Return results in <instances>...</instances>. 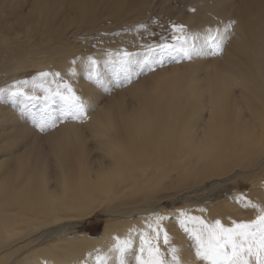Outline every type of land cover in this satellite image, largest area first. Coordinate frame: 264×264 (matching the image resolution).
Returning <instances> with one entry per match:
<instances>
[{"label":"bare ground","instance_id":"1","mask_svg":"<svg viewBox=\"0 0 264 264\" xmlns=\"http://www.w3.org/2000/svg\"><path fill=\"white\" fill-rule=\"evenodd\" d=\"M161 4L0 0V88L27 79V67L36 70L34 75L60 72L80 88L89 106L84 123H60L42 134L7 103L23 97L0 93V264H97V256H106L107 264H138L139 233L153 212L165 216L162 228L170 236V245L161 239L162 251L170 258L168 249L175 246L183 264H202L194 241L179 226L180 211L232 227L233 221H251L257 215L235 197L243 194L264 205V0L182 3L196 10L186 20L190 31L236 21L221 55L223 63L220 56L209 60L205 74L186 73L188 66H198V58L158 71L131 90L129 104L119 90L103 101L105 93L84 80L87 57L109 66L114 58L115 51L104 56L105 46L110 47L104 41L106 27L97 31L103 33L98 36L103 41H97L101 52L91 55L85 50L83 39L96 33L92 31L100 20L128 24L131 14L145 19L142 15L152 5ZM34 38L42 42L37 44L42 56L25 61L20 56ZM134 58L143 59L136 54ZM48 109L50 116L60 115L59 105ZM168 188L187 189L176 195ZM215 190L223 198H209L194 209L164 204L184 193ZM97 212L107 216L97 236L67 234ZM129 235L132 244L123 257L111 251L116 237Z\"/></svg>","mask_w":264,"mask_h":264},{"label":"snow or ice","instance_id":"2","mask_svg":"<svg viewBox=\"0 0 264 264\" xmlns=\"http://www.w3.org/2000/svg\"><path fill=\"white\" fill-rule=\"evenodd\" d=\"M191 11L194 12L195 9ZM235 25V20H229L220 26L190 31L185 24L172 23L173 34L170 39L163 38L160 43L147 45L142 60L135 61L133 54L125 50L109 59L108 63L112 64L119 73H123L121 86L131 85L141 76L163 68L166 63H180L200 57L223 55L234 34ZM147 27L146 24L138 25L139 29ZM86 59L88 78L95 79L96 83L107 87L100 77L99 62L94 57ZM75 63L76 61L73 60V64ZM0 93L23 97L29 102H41L45 110L53 105H59L58 117L42 115L38 119L33 118L32 123L40 132L51 131L60 123L68 121L84 123L88 118L89 106L60 72L40 71L30 79L16 80L0 88ZM234 199L243 207L256 210L255 219L239 223L233 221L232 227H226L219 219L214 223H208L187 211L178 213L179 226L194 241L195 256L202 264H264V205L253 202L243 194ZM164 219V215L156 212L145 217V230L139 233L141 247L138 264H183L178 248L169 247L170 258L161 249V239L165 245H170V236L167 230L162 228ZM131 244L130 235L124 239L116 237L111 251L123 257ZM97 264H107V257L97 256Z\"/></svg>","mask_w":264,"mask_h":264},{"label":"rangeland","instance_id":"3","mask_svg":"<svg viewBox=\"0 0 264 264\" xmlns=\"http://www.w3.org/2000/svg\"><path fill=\"white\" fill-rule=\"evenodd\" d=\"M186 1L187 0H162V4L158 8H153L154 5H152L151 8L153 9L150 10L151 8H149L142 15V17L145 16V19H136V17L133 16L134 13L131 14L130 17H128V19H130V23L128 24L126 22H123L122 24H120V22L115 21L116 20L115 18H108V19L104 18L103 20H100L98 22L97 27H96L97 29L92 31L96 33L90 34V36L89 37L87 36V38L84 37L83 40H85L84 43L86 44L85 50L88 49V53L91 55L97 52L98 53L101 52V50L97 48L98 47L97 41H103L102 38L98 37L99 34L102 35L103 33H97V31H100L101 29H103V27H106V32L104 33V36H105L104 41H106L110 47L107 49V45L105 43L106 45L105 46L106 53L104 55L105 58L110 55L111 51H115V54H114V57H115L125 50L129 53H133V57L136 54V55H141L144 58L146 54L147 45L153 44V43H160L163 38L170 39V37L173 34L172 28H171L172 23L185 24L187 28L189 29V24H188L189 22L186 20H188L190 16L196 15V10L193 12L191 11V9H188L185 6H183L182 3H185ZM99 10L101 12V8H99ZM140 24H146L148 25V27L146 29H139L138 25ZM17 29H19L18 26H17ZM20 34L22 36L25 35L24 32ZM17 37H20V36L18 35ZM41 43L42 42L36 38L32 39L30 41V44H25L24 46L25 48L23 47L24 53L20 57L25 58L26 59L25 61H29V60L36 59L42 56L40 54V49H38L37 47V44H41ZM130 47L132 49H130ZM26 48L32 49V51H30V53L29 51L26 52ZM213 58H216V57L198 58L199 59L198 66H196V68L194 69L192 68L193 65L188 66L189 69L187 70L186 73H188V76L190 77L196 72H200V73L204 72L205 74L207 72V62L209 60H213ZM134 59H136L135 61L138 62L140 61L139 59L141 58H134ZM222 60L223 58L220 56V58L218 59L219 63H223ZM98 62H99L98 66H100V64H102V61H98ZM192 62L193 61L185 60L180 63H174V62L166 63L163 68H158L152 73H148L144 76H141L138 80L134 81L131 85H125V86H121L122 81L124 79L123 73H119L117 69L111 68L110 66L112 65L109 66V64H104V65L102 64L104 69L102 70L103 73L100 72V74L103 75L104 73L107 74L110 72L109 75L108 74L107 75L104 74L103 76L101 75L102 80H104L107 87H105L102 84L96 83L95 79L90 80L89 78L85 77L84 80L89 81L92 84V88L96 89L99 93L101 92L105 93L103 97V101H106L108 97H110L117 90H119L120 92L124 93L126 101L129 104V102H131L134 97L131 90L134 88L136 89L139 85H141L140 82H143L145 78L155 74L158 71H161L164 69L170 70L174 66L188 65L189 63H192ZM25 70H27V72L26 73L24 72L23 74H24V77L27 79H30L36 73L35 72L36 70L32 69V67H27ZM111 70L113 71V74H111L112 73ZM23 74H20V76H22ZM62 76L66 80L69 81V79H67L68 77L64 75ZM73 87L79 95L82 94L78 86L76 87L75 85H73ZM109 89H110V94H109ZM236 90H238V86H236ZM0 100L4 102V97L2 98L0 96ZM7 103L9 104V107L17 110V112L19 113V116L29 125H31L35 131H37L38 129L32 123L33 118L35 117L38 119L42 115L43 116L51 115L50 109L45 110V107L44 108H42L43 106L41 107V105H43V103L41 102L33 103L29 101H24L22 99L20 100H16V99L10 100L9 99V102L7 101ZM32 104H34L35 106ZM48 111H49V114H48ZM56 116L58 117L59 115H55V117ZM69 122H74V121H69ZM76 123H79V122H76ZM41 133L44 134L43 132ZM89 145L92 146V142L90 140H89ZM42 147L48 149V144H42ZM50 153L51 152H48L49 155ZM51 158L52 156H50L49 159ZM167 185L169 186V184ZM186 189L187 188H185V190ZM168 190L176 195L182 194L185 191L183 190L179 192L178 189H175V188H168ZM201 192L202 191H199L198 193H184L183 195L179 196L174 203H170L169 200L167 201V199H165L166 201L164 204L167 206L165 207L174 208L177 206H181L182 208H185V209H191L190 207L194 206L192 208L194 209L197 206H203V204H207V200L209 198H223L222 192L219 190H215L214 192L205 193V194L204 193L201 194ZM106 218L107 216H105L103 212H97L95 216L79 222V224H77L74 229H70L67 234L72 235V236L80 235V234L97 236L99 232H101L106 222Z\"/></svg>","mask_w":264,"mask_h":264}]
</instances>
